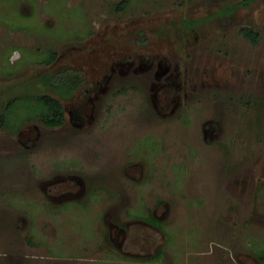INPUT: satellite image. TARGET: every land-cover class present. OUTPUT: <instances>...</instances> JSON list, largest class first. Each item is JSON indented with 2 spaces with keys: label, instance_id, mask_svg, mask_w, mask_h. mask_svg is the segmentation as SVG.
I'll use <instances>...</instances> for the list:
<instances>
[{
  "label": "rangeland",
  "instance_id": "374dc122",
  "mask_svg": "<svg viewBox=\"0 0 264 264\" xmlns=\"http://www.w3.org/2000/svg\"><path fill=\"white\" fill-rule=\"evenodd\" d=\"M242 1L0 0V264H264V0Z\"/></svg>",
  "mask_w": 264,
  "mask_h": 264
},
{
  "label": "trees",
  "instance_id": "16d2710c",
  "mask_svg": "<svg viewBox=\"0 0 264 264\" xmlns=\"http://www.w3.org/2000/svg\"><path fill=\"white\" fill-rule=\"evenodd\" d=\"M125 1V0H124ZM252 0H243L239 4L248 5ZM235 4L231 6H227L226 10L231 9ZM207 17L200 18L198 20L192 21V23H200L203 22ZM191 22V21H190ZM241 33L246 36L253 43H257L260 37L259 32L255 31L253 28L244 26L241 28ZM58 57L57 52L51 51L48 54L45 62H53ZM55 79V80H54ZM51 81L55 86L56 90L59 91L64 97H71L72 94L77 91L82 84L84 83V76L79 70H74L72 68H65L62 71L56 72L54 76L51 77ZM29 101H32L37 106H40L42 121L49 127H59L65 123L66 120V112L65 107L62 101L51 96V95H30L27 96ZM15 99L10 100L7 104V108L10 107L11 104H17ZM16 102V103H15ZM8 120L7 112L0 114V127H4L6 125V121ZM152 220V219H151Z\"/></svg>",
  "mask_w": 264,
  "mask_h": 264
},
{
  "label": "flooded vegetation",
  "instance_id": "af4514ba",
  "mask_svg": "<svg viewBox=\"0 0 264 264\" xmlns=\"http://www.w3.org/2000/svg\"><path fill=\"white\" fill-rule=\"evenodd\" d=\"M124 1V0H123ZM196 20V19H195ZM198 20V19H197ZM191 21V22H190ZM192 21H194V20H187V23H189V24H197V23H192ZM127 61L128 62H126V63H128V66H130L129 68H132V66H133V64H134V61H133V58H127ZM161 68V67H160ZM113 70H114V68H113ZM167 72V69H165V70H162V71H158L157 72V75H164L165 73ZM66 121V120H65ZM62 126V125H61ZM55 128V127H54ZM22 219V221H24L25 219L22 217L21 218ZM152 219V220H151ZM149 222H151L153 225H157L158 223H159V221L157 220V217L154 215V214H152L151 216H150V219H149ZM18 224H19V222H18ZM17 226V225H16ZM19 226V225H18ZM6 233V232H5ZM10 253V252H9ZM9 253H5V255H7V254H9ZM261 253V252H260ZM8 256V255H7ZM9 257V256H8ZM259 257L262 259L263 257H264V253H261V255H259Z\"/></svg>",
  "mask_w": 264,
  "mask_h": 264
}]
</instances>
